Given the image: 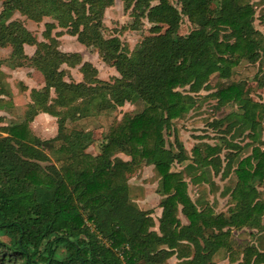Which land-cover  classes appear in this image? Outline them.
I'll return each instance as SVG.
<instances>
[{
  "label": "trees",
  "instance_id": "trees-1",
  "mask_svg": "<svg viewBox=\"0 0 264 264\" xmlns=\"http://www.w3.org/2000/svg\"><path fill=\"white\" fill-rule=\"evenodd\" d=\"M120 1L131 8L134 23L142 18L152 25L132 53L117 37L101 34V15L112 0L1 1L0 48L10 49L7 63L38 71L45 95L27 105L20 123L0 127V264H167L171 257L177 264H264V244L234 247L230 241L231 232L254 238L264 232V200L256 190L264 184V143L237 162L236 182L225 193L228 207L214 213L206 202L190 200L184 177L214 166L209 157L217 146L199 139L188 157L172 126L194 108L200 91H210L211 75L228 79L241 59L256 60L260 34L252 26L250 0H176L178 9L168 0ZM260 4L264 25V0ZM14 10L35 23L43 17L55 21L44 25L48 42H37L18 21L6 23V12ZM182 17L193 26L185 36L177 34ZM54 26L64 30L55 36L66 34L95 49L118 77L99 81L83 64L80 83L64 82L60 65L72 67L70 59L79 57L56 50L48 35ZM23 45L35 47L32 56L24 55ZM214 95L219 108L244 103L240 113L206 128L225 124V135L262 119L264 105L250 101L243 84L232 82ZM135 98L143 109L111 124L94 156L85 152L93 144L90 131L66 130L67 120L97 117ZM38 113L55 119L53 138L39 140L28 129ZM183 162L184 169H172ZM148 166L157 178V231L151 212L139 210L129 195V180Z\"/></svg>",
  "mask_w": 264,
  "mask_h": 264
},
{
  "label": "rangeland",
  "instance_id": "rangeland-1",
  "mask_svg": "<svg viewBox=\"0 0 264 264\" xmlns=\"http://www.w3.org/2000/svg\"><path fill=\"white\" fill-rule=\"evenodd\" d=\"M1 1H6V3H8L7 1L9 0ZM1 1L0 13L3 9ZM168 1L173 7L178 9L176 0ZM260 2L261 0H250V4L253 6L255 11L252 26L253 29H255L260 34L258 37H256V42L258 45L256 60L254 62H248L245 59H241L236 64V66L230 69L228 79H218L216 74L211 75L209 78L210 91H200L199 94L195 97V99L197 100L194 108L187 114L182 115V118L175 122L173 121L172 123V126L174 128V137H176L177 140L180 141L181 145L183 144L182 147L187 152L188 157H191L190 149L196 144L195 142H193V139L196 137L198 139H204L203 143L217 146L216 152L209 157V159L213 158L209 162L213 163L214 166H202L199 169H194L191 172H188V174L186 173L188 176L184 177L185 182L187 183V195L191 201L197 199H193V191L197 187L192 186L190 184L191 182H188L187 178L189 176L194 173L200 172V176L207 179L212 184L218 182L220 185H222L224 192L226 193V190H230L236 182L233 170L237 162L249 155L252 148L259 147L261 149L263 147L264 114L261 117L262 119L259 120L257 124L251 125L249 123H243L242 125L232 128V130L225 135L220 134L224 130L223 127L225 124L223 126L221 125L219 127V130H215L210 126L209 128H206V125H208L209 122L211 123L216 119L225 117L229 113H240V111L237 110V107L239 105H242L244 102L230 104L220 108L216 106L217 102L214 93L217 92L218 88L224 87L232 82L243 84L244 89L247 91L246 97L250 101L264 105V87L259 86V82H264V25L260 23L258 18L261 7ZM153 4L154 3H152V5ZM130 13H132L131 8L125 9L120 0H112V4L103 10L100 20L101 34L103 35V37H117L121 44L125 47V49L129 53H132L137 49L141 40L144 37L149 36V29L152 27V25L149 24L146 19L142 18L138 22L134 23ZM13 14H16L17 18H13ZM6 17V23H9L11 21H18L23 29L27 31L39 43L48 42L44 37L46 33L44 32V25H55L56 23L48 17H43L39 22L35 23L27 19L25 16L19 14L15 10L10 12L7 11ZM133 24L135 30L130 29L131 25ZM192 29L193 26L188 23L185 18L182 17L178 25L177 34L180 36H185ZM163 30L164 27H162L161 32ZM63 31V29L54 26V28L48 32V35L56 41V50L59 53H63L65 55L76 54L79 57V62H77V60L70 59V61H73L71 63L74 64L72 67L66 66L65 64L60 65L59 69L64 73L62 78L64 82L74 84L80 83L82 81L80 68L83 64L90 65L91 68L96 71L95 78L99 81L110 83L112 79L118 77L114 69L106 61L100 59L95 49L83 47L76 42L74 37L68 36L66 34L55 36L56 33H62ZM23 46L31 48L30 56H32L35 47L29 45ZM4 49L8 51L4 54V57H6L4 59V64L6 66H11L9 63H7L10 49ZM25 56L28 57L27 55ZM23 67L27 68V66ZM217 69H220V67H217L214 70L217 71ZM34 71V75L37 80H42L41 74L36 70ZM40 93V98H42L45 93L43 94V91H41ZM135 101L133 100L130 103H125L120 108H115L103 112L97 117L86 116L85 118H81L79 120H67L65 122L66 130L74 129L78 131H90L92 134L93 144L86 149V153L94 154L95 152H97L98 145L101 141L102 136L107 132L111 124L113 125L124 113L128 115H134L143 109L144 105L138 99H136ZM48 136L49 134H44L43 136L39 135L37 137L46 139V137ZM165 137L169 143L174 139L173 133L171 131L168 132ZM188 161L190 162L191 158H189ZM225 164H227V167H225ZM185 165L186 162H183L181 165L174 166L172 169L178 171L180 170V168L184 169ZM208 166H210L212 169ZM150 167L151 166L142 167L139 174L136 177H133L134 180L133 178L132 180H129L128 183H132L129 184L130 187L133 184L138 185L141 182V184L151 185V191H154L155 188L153 186L154 182L157 181V178L154 176L153 171ZM218 173H220V175L227 173V175L220 179ZM134 185L133 187L136 188V186ZM198 189L200 188L198 187ZM261 189L263 191L262 193H264V184L261 186V188H258V190ZM130 194L132 199H134L135 201L137 197L139 198L143 196L144 193L139 192L138 190H131L129 195ZM149 194L150 196H152V192H149ZM149 194L145 199L143 206L140 204V206H137V208L141 211L151 212L150 216L152 217L154 222L153 230L157 231L156 220L159 217V212H157L156 209L158 208L157 204L159 199L156 200L154 198H151ZM198 194V197L202 195L201 193ZM225 198L226 199H224L223 201V207H220L219 203L215 200L212 204H209L207 201L205 202L207 203V205L212 207V211L214 213H223L228 207V196L225 195ZM261 222L264 223V218ZM263 236L264 232L260 237ZM260 237L254 238L253 235L249 236L248 232H244V234H236V232H233V234L231 233L230 241L234 244V247L241 243H251L259 248L264 244V237L261 239ZM167 264H177V261L173 257H171L167 260Z\"/></svg>",
  "mask_w": 264,
  "mask_h": 264
},
{
  "label": "crops",
  "instance_id": "crops-1",
  "mask_svg": "<svg viewBox=\"0 0 264 264\" xmlns=\"http://www.w3.org/2000/svg\"><path fill=\"white\" fill-rule=\"evenodd\" d=\"M13 18H17L16 14H13ZM6 52H8L6 49L0 48V61H1V64H0V127H5V126L20 123L23 119V113L26 110L27 105L43 99L44 95L42 96V98H40L41 97L40 92L43 91V94L45 92L43 88L42 80L41 79L37 80V78L34 75V72H35L34 70H32L31 68H26V67L10 68L9 66H6L4 64V59L6 58L4 57V54ZM23 53L29 57L31 53V48L23 46ZM49 96H52L51 92H49ZM27 126L30 132L32 133V135H34L39 140L51 139L56 134L55 119L44 113H38L36 116H34L32 121H30ZM44 134L45 135L49 134V136L46 137V139H41L37 137L39 135L43 136ZM0 135L4 136L3 134H0ZM200 140L202 142L204 141V139H200ZM200 140L198 138H194L193 142L197 143L198 141L200 142ZM88 154L94 156L96 152L94 154H91V153H88ZM121 158L126 160L124 157H121ZM150 168L152 169V167ZM139 172L140 170L138 171L137 175L139 174ZM218 174L220 176V179H222L224 176L227 175V173L222 174V175H220V173ZM189 179H192V180L189 181ZM187 180L189 183L191 182L190 184L192 186L197 187L193 191L194 193L193 199L197 198L195 200L200 201L201 203L203 201L204 202L207 201L209 204L210 203L212 204L215 200L219 203L220 207L224 206L223 201L224 199H226L225 192H224L223 186L220 185L218 182H216L215 184H212L210 181L200 176V172L192 174L191 176L187 178ZM129 184H132V183H129ZM133 185H131L132 187L131 190H134V191L138 190L139 192L144 193L143 196L139 198L137 197V199L135 200V203L137 204V206H140V204L143 206L144 201L147 198L149 192H152V196H150L149 194L151 198H154L156 200L159 199V196L155 193L156 187H157V181L154 182V186H153L155 188L154 191H151L152 190L151 185H148V184H141L140 182L138 185H134L136 186V188L133 187ZM198 187L200 189H198ZM256 190L259 193V197L264 200V195H263L264 193H262L263 192L262 189L258 190L257 188ZM198 193H201L202 195L198 197L199 195ZM156 210L157 212H159V215H160V209L157 208ZM178 219L181 225L187 224V220L183 218L182 216H178ZM261 225H264V223L261 222ZM231 233L233 234V232ZM236 234H240V232H236ZM215 264H228V262L226 259H222V260H216Z\"/></svg>",
  "mask_w": 264,
  "mask_h": 264
}]
</instances>
